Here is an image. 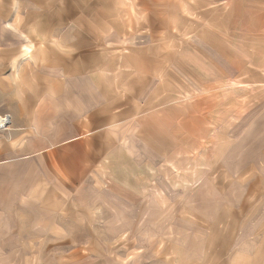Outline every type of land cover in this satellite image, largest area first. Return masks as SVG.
<instances>
[{
	"label": "rangeland",
	"instance_id": "rangeland-1",
	"mask_svg": "<svg viewBox=\"0 0 264 264\" xmlns=\"http://www.w3.org/2000/svg\"><path fill=\"white\" fill-rule=\"evenodd\" d=\"M6 2L0 40L38 56L37 91L45 56L58 79L79 59L61 36L81 6L108 23L87 87L118 119L93 130L100 104L28 93L30 73L0 85V264H239L230 228L264 214V0H35V24ZM45 103L33 144L9 117Z\"/></svg>",
	"mask_w": 264,
	"mask_h": 264
},
{
	"label": "crops",
	"instance_id": "crops-1",
	"mask_svg": "<svg viewBox=\"0 0 264 264\" xmlns=\"http://www.w3.org/2000/svg\"><path fill=\"white\" fill-rule=\"evenodd\" d=\"M27 8V12L25 14L31 15V20L33 24H35V0H31ZM19 8V7H16ZM9 14L12 15V9H9L7 6V2L3 5H0V27L6 26V23L8 22ZM15 14H18V11L15 12ZM91 14H95L94 11L89 12L88 11V4L87 6H81L79 9V18L75 20L74 22H71L69 26H67L63 34L61 36L62 48H72L70 50H65L64 53L66 55H72L71 53L75 50L78 52L76 53L79 56V59H77L75 66H73V60H71L69 65H65L63 67L64 71L67 70L71 71L68 76L65 74H61L62 77L56 76L54 69L50 65V57L45 56L44 62H47L45 65L41 66L40 68H36V72H47L46 75V81L45 85L42 83L41 87L42 89L40 91L35 90V57L38 58V56H35V52L30 49V47L25 46L24 44L19 47L18 45L15 47H11L7 45V42L5 39L0 40V76L2 74H6L5 78H0V85H4L5 88H8L9 83L7 82L8 79L10 81V91H6L5 93H11V94H24V85L23 82L24 73L32 74L33 80L29 83L34 88L33 91L28 93L35 94V91L40 94H46V95H55V94H61L63 96V101L66 104H71L73 95L76 96V94L80 96H88L90 95V100L94 102V105L100 104V108L97 106L90 107V109H93V113H90L88 115V118L91 124H95L93 126V130H98L103 126V123H112L114 118L118 119V115L113 113L106 112L109 110L107 109L106 105H113L112 103H97V98L94 97L97 96L98 92H96L95 87H92V90H88L87 87V69L92 67V63L96 62H103V58L99 60L98 55L94 53V51L91 49L95 47L99 42L100 45L104 43V40L102 39L103 36H107L109 34L107 32L108 27L106 24H108L106 21L103 20V18H93L91 17ZM114 24V23H110ZM118 26H114L113 28H116ZM5 28V27H4ZM110 35V34H109ZM113 35V32L112 34ZM102 41V42H101ZM4 46V48H3ZM90 46V50H89ZM20 51L22 53L20 54ZM24 51V53H23ZM65 55V56H66ZM74 56V57H75ZM98 58V59H97ZM60 60H63V62H66L67 59L61 58ZM49 61V62H48ZM26 64V65H25ZM27 64L29 66H27ZM72 70L75 72L72 74ZM64 77V78H63ZM73 78V82L70 81L68 78ZM16 78V79H15ZM60 78H63L60 80ZM92 78V77H91ZM67 79V80H66ZM84 82L83 87H79L78 84H82ZM59 84V86H57ZM37 88V87H36ZM74 96V97H75ZM52 102L55 101V99H51ZM84 101H87V98L83 100L80 97V104H84ZM55 106L54 103H45L41 104L37 108L39 111L35 110L34 108L30 109V115L23 114L22 119L23 125L19 124V122H16L17 116L10 115L9 121L10 124H14L17 127L26 126V132L28 136L34 137L31 142L35 144V120L43 119L44 121L48 120L47 125L51 126L52 122H54L55 117ZM46 107V108H43ZM83 109V107L81 108ZM7 109H5L6 111ZM43 111H48L47 115L43 114ZM120 116V115H119ZM54 119V120H53ZM51 120V121H50ZM102 124V126L99 123ZM97 123V124H96ZM90 125V124H89ZM88 125V126H89ZM86 127L87 124L85 125ZM85 127V128H86ZM19 130V129H18ZM54 135H56V132H53ZM25 135V134H22ZM82 138L81 134H76L74 136H71V140H79ZM29 139V138H28ZM67 139V138H66ZM47 140H49L47 138ZM62 141H66L64 139H61ZM68 140V139H67ZM56 139H53L51 142H55ZM50 142V141H49ZM35 153V149H33ZM257 208V207H255ZM263 218L261 220H250L249 223H243L244 226L240 225V227H231L230 229L232 231H236L237 236L235 237L236 240H238V243L236 245H239V247H243V254H241L242 261L239 262V264H264V214L262 216ZM1 219V217H0ZM233 225H235V222H233ZM235 246V244H234Z\"/></svg>",
	"mask_w": 264,
	"mask_h": 264
},
{
	"label": "built area",
	"instance_id": "built-area-1",
	"mask_svg": "<svg viewBox=\"0 0 264 264\" xmlns=\"http://www.w3.org/2000/svg\"><path fill=\"white\" fill-rule=\"evenodd\" d=\"M1 119H3V122L0 123V128H2L8 123V116H5L4 118H1Z\"/></svg>",
	"mask_w": 264,
	"mask_h": 264
},
{
	"label": "bare ground",
	"instance_id": "bare-ground-1",
	"mask_svg": "<svg viewBox=\"0 0 264 264\" xmlns=\"http://www.w3.org/2000/svg\"><path fill=\"white\" fill-rule=\"evenodd\" d=\"M2 122H3V119L0 118V123H2Z\"/></svg>",
	"mask_w": 264,
	"mask_h": 264
}]
</instances>
